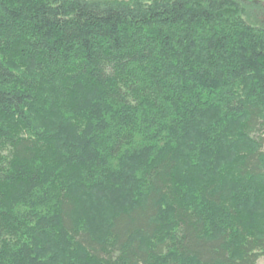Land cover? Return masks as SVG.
<instances>
[{"label": "trees", "instance_id": "1", "mask_svg": "<svg viewBox=\"0 0 264 264\" xmlns=\"http://www.w3.org/2000/svg\"><path fill=\"white\" fill-rule=\"evenodd\" d=\"M250 8L0 0V264H258L264 229L215 231L204 214L235 204L224 182H200L201 204L177 174L233 124L236 173L264 179V24ZM164 205L173 226L145 248Z\"/></svg>", "mask_w": 264, "mask_h": 264}, {"label": "rangeland", "instance_id": "2", "mask_svg": "<svg viewBox=\"0 0 264 264\" xmlns=\"http://www.w3.org/2000/svg\"><path fill=\"white\" fill-rule=\"evenodd\" d=\"M243 2H246V4H249L251 7V14L248 17L249 21L257 25H263L264 0H243ZM238 84L239 92H241L240 94L246 95L248 93L247 88L252 87L253 79L248 78L239 81ZM233 127V124H227L225 126L218 125V132H220V134L218 132L213 134V139L218 140L217 145L213 150H204L203 161H193L192 156L188 157L189 160L186 162L183 161L185 163H180L182 168L178 169L177 174L179 178L183 179L181 183L183 182L184 189L189 191L188 193L191 196L196 195L201 204H203L201 201L202 195L199 191L202 192L204 187L202 186L201 189L198 186L200 182L204 185L208 180V178L206 180V177H209V179L218 177L220 179L216 180L220 181V183L224 182L221 185H223L222 187L230 194L229 196L234 200L235 204L231 203L230 207L223 204L221 207H213L212 209H209L208 207L206 208V203L204 201V214L209 217V224L215 231H219L225 221H230L229 224L231 226L232 234L234 233L237 236V234H240L239 230L241 229H237L236 224H240L242 228L246 229H264V179L240 178L236 173L234 165L232 164V149L230 146H226V143L230 144L233 140ZM220 157L225 158L224 163L220 160ZM184 169L187 170L184 171ZM209 182H212V180L208 181V183ZM192 185L195 186L193 187ZM204 186L206 187V185ZM108 199L109 198H107L106 194H103L101 198L96 200H100V205L101 203L103 204V202H108L109 204H112L111 206L117 203L114 199ZM83 203L85 206L92 204L93 198H84ZM238 203L242 206L237 207ZM233 205L235 212H233ZM114 206H116V204ZM160 216L161 228L159 233L154 237H139L145 248L155 247L158 243L165 240L166 235L169 233L168 231L173 226L172 222H170L171 213L170 209L167 208V205L163 206ZM179 264L199 263L192 259L183 260L180 258ZM258 264H264V257L260 259Z\"/></svg>", "mask_w": 264, "mask_h": 264}]
</instances>
